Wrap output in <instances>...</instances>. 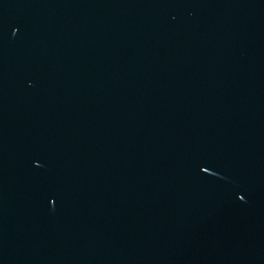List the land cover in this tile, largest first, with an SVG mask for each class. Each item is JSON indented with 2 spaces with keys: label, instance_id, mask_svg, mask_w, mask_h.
I'll return each mask as SVG.
<instances>
[{
  "label": "water",
  "instance_id": "water-1",
  "mask_svg": "<svg viewBox=\"0 0 264 264\" xmlns=\"http://www.w3.org/2000/svg\"><path fill=\"white\" fill-rule=\"evenodd\" d=\"M0 264H264V0H0Z\"/></svg>",
  "mask_w": 264,
  "mask_h": 264
},
{
  "label": "snow or ice",
  "instance_id": "snow-or-ice-1",
  "mask_svg": "<svg viewBox=\"0 0 264 264\" xmlns=\"http://www.w3.org/2000/svg\"><path fill=\"white\" fill-rule=\"evenodd\" d=\"M202 170H203L204 172H208V168H207V167H204ZM240 199H243V196H241ZM53 203H55V200H53Z\"/></svg>",
  "mask_w": 264,
  "mask_h": 264
}]
</instances>
